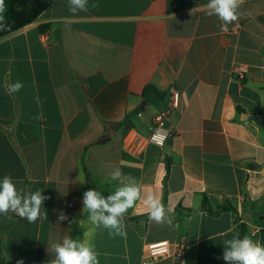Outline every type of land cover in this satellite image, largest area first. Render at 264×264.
<instances>
[{
	"label": "crops",
	"instance_id": "crops-1",
	"mask_svg": "<svg viewBox=\"0 0 264 264\" xmlns=\"http://www.w3.org/2000/svg\"><path fill=\"white\" fill-rule=\"evenodd\" d=\"M207 3L89 0L73 14L68 0H52L0 38V180L10 174L25 193L49 197L34 223L0 215V264H49V246L64 236L92 246L99 264H225L223 242L237 226L228 212L200 211L203 197L212 209L228 202L264 244V0H245L227 32ZM239 65L249 72L242 81L231 74ZM16 81L23 88L9 95L4 85ZM171 89L179 108L155 147L150 122ZM117 167L123 176L113 181ZM129 178L142 197L124 219L126 235L113 237L90 221L82 194L107 196ZM165 189L171 225L127 221L148 214L144 197L162 201ZM60 211L67 221L58 223ZM159 242L182 244V263L150 260L145 248Z\"/></svg>",
	"mask_w": 264,
	"mask_h": 264
},
{
	"label": "clouds",
	"instance_id": "clouds-1",
	"mask_svg": "<svg viewBox=\"0 0 264 264\" xmlns=\"http://www.w3.org/2000/svg\"><path fill=\"white\" fill-rule=\"evenodd\" d=\"M245 0H208L206 15L215 16L220 21L218 28L221 32L228 31V25L238 21L244 15L241 11ZM91 7H98L93 3ZM68 10L75 14L89 10V0H68ZM5 5L0 0V27H6L4 23ZM4 88L9 95L19 92L23 83L5 84ZM38 107L41 106L39 97L36 98ZM35 119H42V112ZM113 181H119L123 176L120 168H115L108 174ZM17 181L10 174H5L0 180V215L8 216L14 213L16 216L26 219L28 223H34L41 218V208L49 197L43 195L42 189L25 193L17 187ZM142 191L135 178H129L127 183L116 186L115 190L107 196L95 189H88L82 194L83 211L89 214L90 221L96 227L107 229L110 236H124V219L128 210L133 208L137 201L141 200ZM144 203L149 209L148 220L156 224H172L173 215L161 200L148 193L144 197ZM43 219H47L44 211ZM68 216L58 212L57 221H67ZM71 223V221H69ZM48 251L53 254L49 264H99V253L95 249L70 236H64L62 241L52 243ZM222 259L225 264H264V244L254 241L248 236H234L223 242ZM17 264H22L18 261Z\"/></svg>",
	"mask_w": 264,
	"mask_h": 264
},
{
	"label": "trees",
	"instance_id": "trees-1",
	"mask_svg": "<svg viewBox=\"0 0 264 264\" xmlns=\"http://www.w3.org/2000/svg\"><path fill=\"white\" fill-rule=\"evenodd\" d=\"M52 0H4L5 11L4 15V23L7 25L6 27H0V38L11 34L24 26L32 23L50 4ZM46 26H40L39 31L44 32ZM151 90L150 87H147L146 91ZM108 126V124L106 125ZM110 134H105L101 139H99L96 143L104 142L108 139ZM168 174V167L166 168V175ZM166 200V189L163 194L162 203L164 204ZM178 209L182 210L185 214L193 213L191 209H184L178 207ZM200 211L207 213L210 216H218L221 213L228 212L231 214L233 218V222L236 224L237 233L239 237H244L246 235V229L244 224L239 222V217L237 212L228 202H223V204L218 205L215 209H212L207 201L206 197H203L201 206L199 208ZM148 214L142 215L137 218L127 219V221H134L138 219H147Z\"/></svg>",
	"mask_w": 264,
	"mask_h": 264
},
{
	"label": "built area",
	"instance_id": "built-area-1",
	"mask_svg": "<svg viewBox=\"0 0 264 264\" xmlns=\"http://www.w3.org/2000/svg\"><path fill=\"white\" fill-rule=\"evenodd\" d=\"M233 78L237 81H242L249 76L246 67L239 65L232 69ZM179 93L175 89L168 92L167 102L165 106L152 118L149 127V136L147 142L155 147H162L170 133L166 128L165 122L173 113L179 108ZM147 256L150 260H157L164 257L172 256L176 258L179 263H182L183 250L182 244L171 245L167 242H159L148 244L145 248Z\"/></svg>",
	"mask_w": 264,
	"mask_h": 264
},
{
	"label": "water",
	"instance_id": "water-1",
	"mask_svg": "<svg viewBox=\"0 0 264 264\" xmlns=\"http://www.w3.org/2000/svg\"><path fill=\"white\" fill-rule=\"evenodd\" d=\"M146 103H147V100H143L142 102H141V104L139 105V109L140 108H142L143 106H145L146 105Z\"/></svg>",
	"mask_w": 264,
	"mask_h": 264
}]
</instances>
